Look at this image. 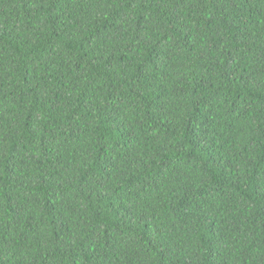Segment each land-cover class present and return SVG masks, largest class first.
Listing matches in <instances>:
<instances>
[{
    "label": "trees",
    "instance_id": "1",
    "mask_svg": "<svg viewBox=\"0 0 264 264\" xmlns=\"http://www.w3.org/2000/svg\"><path fill=\"white\" fill-rule=\"evenodd\" d=\"M0 264H264V0H0Z\"/></svg>",
    "mask_w": 264,
    "mask_h": 264
}]
</instances>
